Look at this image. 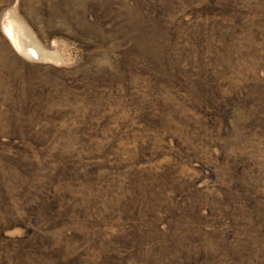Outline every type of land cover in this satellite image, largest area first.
Returning a JSON list of instances; mask_svg holds the SVG:
<instances>
[{
    "label": "rangeland",
    "instance_id": "obj_1",
    "mask_svg": "<svg viewBox=\"0 0 264 264\" xmlns=\"http://www.w3.org/2000/svg\"><path fill=\"white\" fill-rule=\"evenodd\" d=\"M0 264H264V0H0Z\"/></svg>",
    "mask_w": 264,
    "mask_h": 264
},
{
    "label": "bare ground",
    "instance_id": "obj_2",
    "mask_svg": "<svg viewBox=\"0 0 264 264\" xmlns=\"http://www.w3.org/2000/svg\"><path fill=\"white\" fill-rule=\"evenodd\" d=\"M33 53H34L35 55L39 56V54H38L37 51L33 50Z\"/></svg>",
    "mask_w": 264,
    "mask_h": 264
},
{
    "label": "trees",
    "instance_id": "obj_3",
    "mask_svg": "<svg viewBox=\"0 0 264 264\" xmlns=\"http://www.w3.org/2000/svg\"><path fill=\"white\" fill-rule=\"evenodd\" d=\"M149 251H151L150 249H149ZM167 258V257H166Z\"/></svg>",
    "mask_w": 264,
    "mask_h": 264
}]
</instances>
